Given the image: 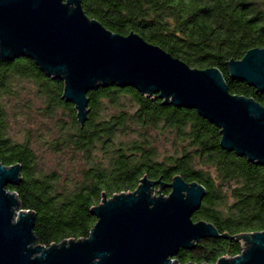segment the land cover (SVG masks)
<instances>
[{
  "label": "trees",
  "instance_id": "trees-1",
  "mask_svg": "<svg viewBox=\"0 0 264 264\" xmlns=\"http://www.w3.org/2000/svg\"><path fill=\"white\" fill-rule=\"evenodd\" d=\"M81 4L90 18L114 33L134 31L192 67H217L232 94L253 97L264 106V90L232 78L227 65L252 48H264V0H81ZM16 78L33 81L43 106L40 113L46 118L65 110L68 121L59 117L54 148H74L88 160L75 177L64 179L55 170H45L32 140L12 136L3 99L16 96L11 86ZM64 90V79L47 74L33 58L10 61L0 56V161L21 165L20 180L8 189L16 192L22 208L35 213L37 243L50 246L87 238L97 221L92 208L103 194L134 191L145 176L166 184L180 175L206 188L193 219L214 224L224 236L202 238L194 247L182 248L173 257L181 264H210L239 254L243 241L237 236L264 229V164L225 149L221 127L198 110L166 103L133 86L112 84L88 92L89 111L81 122L75 103L63 97ZM106 100L115 110L102 117ZM130 131L136 135L129 137ZM164 137L177 150L162 156ZM98 145L106 157L93 156ZM169 192L170 188L163 189L164 194Z\"/></svg>",
  "mask_w": 264,
  "mask_h": 264
},
{
  "label": "water",
  "instance_id": "water-1",
  "mask_svg": "<svg viewBox=\"0 0 264 264\" xmlns=\"http://www.w3.org/2000/svg\"><path fill=\"white\" fill-rule=\"evenodd\" d=\"M0 56L10 61L28 56L64 79L63 97L75 103L81 122L89 111V91L133 86L198 110L221 127L225 149L264 164V106L232 94L215 66L192 67L139 33L110 31L85 13L81 0H0ZM227 65L232 78L264 90V48H252ZM20 173V164L0 161V264H181L173 257L182 248L224 236L214 224L193 219L206 195L202 184L180 175L166 184L145 176L134 191L103 194L92 208L97 221L87 238L46 246L37 243L35 213L8 189ZM237 237L242 252L210 264H264V229Z\"/></svg>",
  "mask_w": 264,
  "mask_h": 264
},
{
  "label": "rangeland",
  "instance_id": "rangeland-1",
  "mask_svg": "<svg viewBox=\"0 0 264 264\" xmlns=\"http://www.w3.org/2000/svg\"><path fill=\"white\" fill-rule=\"evenodd\" d=\"M11 86L16 90V96H5L7 103L9 119L11 121V134L17 140H32L33 145L39 156L40 164L45 170H55L57 174L64 179L75 177L80 168L87 165L88 160L83 154L77 153L74 148H66L60 145L61 150L54 148L56 136L59 132V117L63 116L68 121L64 109L55 111L52 119L46 118L40 113L43 108L40 100L37 99L36 87L30 79L17 78L11 82ZM128 103V102H127ZM101 112V116H109L115 110V107L106 100ZM134 131H130L128 136H135ZM115 138H120L116 134ZM169 137L161 139L159 153L165 156L174 153L177 149L172 142H168ZM109 150L110 148H106ZM94 157H106V153L101 145H98L93 153ZM157 189V188H156ZM155 195L160 192L155 191ZM163 195V194H162Z\"/></svg>",
  "mask_w": 264,
  "mask_h": 264
},
{
  "label": "built area",
  "instance_id": "built-area-1",
  "mask_svg": "<svg viewBox=\"0 0 264 264\" xmlns=\"http://www.w3.org/2000/svg\"><path fill=\"white\" fill-rule=\"evenodd\" d=\"M237 255V254H236Z\"/></svg>",
  "mask_w": 264,
  "mask_h": 264
}]
</instances>
